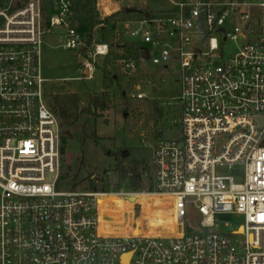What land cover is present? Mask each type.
<instances>
[{"label": "built area", "instance_id": "2783aa9c", "mask_svg": "<svg viewBox=\"0 0 264 264\" xmlns=\"http://www.w3.org/2000/svg\"><path fill=\"white\" fill-rule=\"evenodd\" d=\"M152 1L160 11L97 0L103 20L139 11L117 16L113 40L89 47L73 27L72 0H53L50 15L41 0H0V264H264V0ZM57 29L81 58L82 80L114 53L124 75L141 59L178 64L182 136H142L152 154L143 193L60 188L59 119L42 66L44 38ZM228 42L236 53H226ZM138 91L133 98L147 97ZM238 164L244 183L216 174ZM139 194L171 199L176 234L103 232L113 200ZM188 209L204 231H186ZM228 214L243 222L210 231Z\"/></svg>", "mask_w": 264, "mask_h": 264}, {"label": "rangeland", "instance_id": "374dc122", "mask_svg": "<svg viewBox=\"0 0 264 264\" xmlns=\"http://www.w3.org/2000/svg\"><path fill=\"white\" fill-rule=\"evenodd\" d=\"M100 1L107 5L109 10L114 9V6L110 4L114 3V0ZM125 5L136 6L138 9L149 8L153 12L160 11L152 0H124L118 6L123 8ZM99 39L100 30L97 28L90 47L100 42ZM62 44V32L58 29L54 34L44 38L42 66L44 76L48 78L46 96L49 99L51 93L59 92L60 88L78 92L83 98L82 107L91 106L92 114L82 116L74 125L62 126L59 121L60 146L62 136L66 138L67 143L66 153L61 155V165H63L61 174L67 173L71 177L62 186L60 185V188L70 189L75 178L79 190H89L93 181L99 189L104 188L105 191L130 192L127 188V181L122 180L116 171L115 164L118 159L116 154L120 151L124 152L123 163L126 168L129 167L130 160H145L147 163L152 154L142 145L141 139L144 134L154 133L156 139H180L182 136V105L177 100L181 94L178 64L171 62L168 67H165L163 64H154L152 58L141 59L131 74L124 75L117 65L119 55L114 53L108 58L99 57L97 62L99 70L92 80L86 81L80 79L81 58L78 57L77 51L63 48ZM236 51V43L226 44L227 54H234ZM154 54V51H151V55L154 56ZM105 65H108V71L115 78L107 91L104 89L103 82ZM139 87L146 94V98L132 97L139 93ZM153 87L156 89L154 90ZM92 96L100 99L99 106L93 105ZM176 121L178 124H175ZM93 132L96 137L92 136ZM216 174L232 176L236 183L241 184L245 181L246 169L243 164L232 167L218 166ZM144 189L145 185L142 190L133 192L143 193ZM127 200L126 197L113 200L114 212L105 214L103 211L102 220L111 221V226L115 231L131 232L141 215L142 204L146 210L144 224L147 227L148 220L156 207L155 199L135 196V200L141 203L138 205V216L133 206L131 212L128 210L124 215L118 211ZM159 203L166 206L163 199ZM125 208L129 209L128 206ZM172 211L173 206H166L156 231L164 232L166 227L177 230V220ZM200 220L201 215L197 211L188 209L184 219L186 231H204L200 228ZM242 222L243 219L238 215H220L216 218L219 228L210 231L230 232Z\"/></svg>", "mask_w": 264, "mask_h": 264}, {"label": "trees", "instance_id": "16d2710c", "mask_svg": "<svg viewBox=\"0 0 264 264\" xmlns=\"http://www.w3.org/2000/svg\"><path fill=\"white\" fill-rule=\"evenodd\" d=\"M43 8L48 12L50 15L53 11V0H41ZM97 0H72V22L73 27L82 35L86 37V45L90 47L93 43V40L96 35V28L99 25L100 27V42H110L114 38V31L116 27V17L122 14H126L125 10H122L112 16L101 19L98 13L97 7ZM0 6H4L3 3H0ZM126 50L131 52L135 58L138 59L139 54L138 51L134 49L132 45H126ZM108 65L104 67V89L107 91L113 83L115 79L114 76L108 71ZM107 95V94H105ZM93 105L95 107L99 106L100 99L98 97L92 96ZM82 95L78 92H70L66 91L65 88H60L59 92L51 93L48 102L50 104L51 109L58 117L60 124L62 126L66 125H74L76 124L82 116H89L92 114L91 106L87 108L82 107ZM59 124V127H60ZM93 137L95 133H92ZM61 146L60 151L61 155H64L67 150V143L66 138L62 136L61 138ZM118 159L117 163L115 164L116 171L120 174L122 180L127 181V188L130 191H139L142 190L144 187V180L142 171L146 166L145 160H130L129 167L126 168L123 163L124 152L120 151L116 154ZM121 158L122 160H120ZM63 165H61L62 169ZM71 177L69 174H61L59 185L62 186L64 182L69 180ZM78 188V183L75 181L71 185L70 190H76ZM89 190H102L105 191L104 188L99 189V187L92 181L91 186L88 188ZM135 196H132L130 200L128 199L124 206L119 207V210L123 215L127 213L129 210L131 212L132 206L136 203ZM141 204V203H140ZM128 206L129 209L125 207ZM142 211L139 219L136 222V226L131 231L134 235H140L147 231V228L144 224V217L146 216L145 207L141 204ZM136 216L139 215V206L137 205L135 208ZM103 227L105 228L106 232L108 233H122L121 231H115V229L111 226V221L106 222L103 219L102 222ZM173 231V228L166 227L164 229L165 234H169ZM126 232V233H131ZM159 233L158 231H155Z\"/></svg>", "mask_w": 264, "mask_h": 264}, {"label": "bare ground", "instance_id": "6f19581e", "mask_svg": "<svg viewBox=\"0 0 264 264\" xmlns=\"http://www.w3.org/2000/svg\"><path fill=\"white\" fill-rule=\"evenodd\" d=\"M134 196H137V195H134ZM139 196L147 197L144 194H139ZM152 198L155 199L156 207H155L153 215L148 220L147 227H146L147 231L145 233H143V234H140V235H160V236H165V235L176 234L177 230L174 229V228H173V231L170 232L169 234H165L163 231L159 232V233L155 232L157 230L159 224H160V221H161V218H162V213L166 209V206H173V205H172L171 199L169 197L160 198L159 196H152ZM162 199L165 200V203H166L165 205L166 206H164L162 203L161 204L159 203V201L162 200ZM101 222H103L102 217H101ZM102 230H103V232H106V230L103 227V225H102Z\"/></svg>", "mask_w": 264, "mask_h": 264}, {"label": "water", "instance_id": "95a60500", "mask_svg": "<svg viewBox=\"0 0 264 264\" xmlns=\"http://www.w3.org/2000/svg\"><path fill=\"white\" fill-rule=\"evenodd\" d=\"M23 3H24V2H22V4H23ZM126 11H127L128 13H134V12H138L139 10H137V9H135V8H127ZM84 49H86V48H84Z\"/></svg>", "mask_w": 264, "mask_h": 264}, {"label": "crops", "instance_id": "0c3cea01", "mask_svg": "<svg viewBox=\"0 0 264 264\" xmlns=\"http://www.w3.org/2000/svg\"><path fill=\"white\" fill-rule=\"evenodd\" d=\"M134 212H135V208H134Z\"/></svg>", "mask_w": 264, "mask_h": 264}]
</instances>
